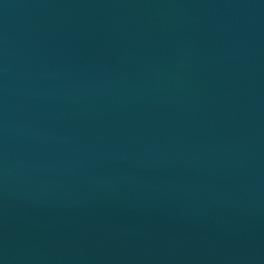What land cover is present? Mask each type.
Masks as SVG:
<instances>
[{
	"label": "water",
	"instance_id": "95a60500",
	"mask_svg": "<svg viewBox=\"0 0 264 264\" xmlns=\"http://www.w3.org/2000/svg\"><path fill=\"white\" fill-rule=\"evenodd\" d=\"M0 264H264V0H0Z\"/></svg>",
	"mask_w": 264,
	"mask_h": 264
}]
</instances>
